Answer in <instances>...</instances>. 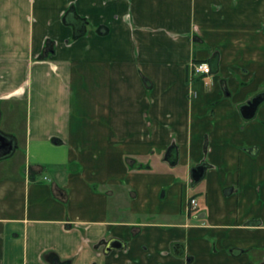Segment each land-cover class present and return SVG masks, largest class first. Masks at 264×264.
Returning a JSON list of instances; mask_svg holds the SVG:
<instances>
[{"label":"crops","instance_id":"obj_1","mask_svg":"<svg viewBox=\"0 0 264 264\" xmlns=\"http://www.w3.org/2000/svg\"><path fill=\"white\" fill-rule=\"evenodd\" d=\"M259 94L264 0H0V264H264Z\"/></svg>","mask_w":264,"mask_h":264},{"label":"water","instance_id":"obj_2","mask_svg":"<svg viewBox=\"0 0 264 264\" xmlns=\"http://www.w3.org/2000/svg\"><path fill=\"white\" fill-rule=\"evenodd\" d=\"M75 25L77 24L75 23ZM210 66L212 68V71L216 72L215 59H211ZM263 102H264V94H259L253 97L252 99H250L249 101H247L246 103L242 104L239 107L240 115L244 120H250L254 118L258 108ZM14 148H15L14 140L0 133V160L9 157L14 151ZM166 161H168L171 164H174L175 162V157L171 149L168 151L166 155ZM204 171H205V167L203 165H200L191 171V180L194 184H197L199 181L202 180L204 176ZM120 247H121L120 243L116 241H111L110 243L107 244L105 252H109L113 248H120Z\"/></svg>","mask_w":264,"mask_h":264},{"label":"built area","instance_id":"obj_3","mask_svg":"<svg viewBox=\"0 0 264 264\" xmlns=\"http://www.w3.org/2000/svg\"><path fill=\"white\" fill-rule=\"evenodd\" d=\"M211 68L207 63L204 62H192L188 67V81L191 83L193 78L200 76H208L210 74ZM189 206L193 209L197 206L194 199L189 201Z\"/></svg>","mask_w":264,"mask_h":264},{"label":"rangeland","instance_id":"obj_4","mask_svg":"<svg viewBox=\"0 0 264 264\" xmlns=\"http://www.w3.org/2000/svg\"><path fill=\"white\" fill-rule=\"evenodd\" d=\"M12 124H13V120L10 117L6 116L4 117V120L0 125V130L5 133H9L10 129H14V125Z\"/></svg>","mask_w":264,"mask_h":264}]
</instances>
